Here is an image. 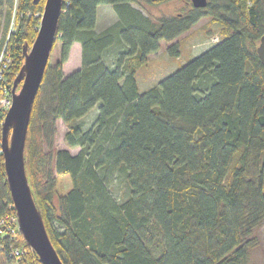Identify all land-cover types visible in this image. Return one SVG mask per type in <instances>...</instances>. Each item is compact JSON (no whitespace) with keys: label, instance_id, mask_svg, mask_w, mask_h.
<instances>
[{"label":"trees","instance_id":"16d2710c","mask_svg":"<svg viewBox=\"0 0 264 264\" xmlns=\"http://www.w3.org/2000/svg\"><path fill=\"white\" fill-rule=\"evenodd\" d=\"M34 1L15 6V0H0L3 38L13 17L17 26L8 42L10 87L24 43L31 45L38 32L40 20L28 12L42 11L45 0ZM168 1L62 4L53 46L60 44V58L53 69L46 66L24 160L63 264H254L253 253L264 246V65L256 52L264 0H207L205 8L157 20L138 8ZM108 4L118 20L97 33L98 5ZM205 16L222 25V40L141 93L136 73L148 56ZM77 41L82 66L64 78L62 67ZM167 50L179 57L177 43ZM47 83L51 102L45 108L40 93ZM97 105L89 128L72 124ZM59 120L69 126L67 146L80 151L58 150L56 176L47 178L43 146L47 140L52 145ZM113 169L124 177L123 200L108 188ZM62 175L72 188L56 205L52 196ZM10 203L1 154L0 215ZM20 239L23 259L4 255L0 264H41Z\"/></svg>","mask_w":264,"mask_h":264},{"label":"water","instance_id":"95a60500","mask_svg":"<svg viewBox=\"0 0 264 264\" xmlns=\"http://www.w3.org/2000/svg\"><path fill=\"white\" fill-rule=\"evenodd\" d=\"M40 0H35L38 3ZM193 7L205 8L207 0H189ZM64 0H45L43 15L33 43H24L23 61L11 84V108L1 123V150L11 202L18 219L19 231L41 264H63L52 245L43 216L35 202L25 171V144L33 104L41 87L51 51L56 40L57 25ZM256 49L264 65V34Z\"/></svg>","mask_w":264,"mask_h":264},{"label":"rangeland","instance_id":"374dc122","mask_svg":"<svg viewBox=\"0 0 264 264\" xmlns=\"http://www.w3.org/2000/svg\"><path fill=\"white\" fill-rule=\"evenodd\" d=\"M15 1H17L18 4L19 0ZM100 6L101 10L97 16L98 22L96 28L109 24L113 21L115 15V11L111 12L109 9L103 10L105 8L102 7H108L110 6L109 4ZM135 6L138 7L137 5ZM191 7L192 3H189L186 0H171L162 3L161 5L143 4L138 8L141 9L145 15L149 16L153 20H157L162 16L184 14L183 12H187ZM16 27L15 23V28ZM3 28L4 25L1 23V34L3 33ZM221 31L222 25L219 22H214L210 16H205V18H202L189 31L184 32V34L176 38L173 42H161L160 49L149 55V62L147 65L139 68L136 73V80L138 81L140 92L144 93L148 89L158 86V84L163 81L165 77L174 73L175 70L185 65L188 61L207 51V49L217 44V42H220L222 40ZM174 42L177 43V46H179L180 49L179 57L175 58L170 57L167 50L170 45L174 44ZM58 48L59 43L53 51H51L52 53L48 61L50 69H53L56 66L57 60L60 58L61 51H58ZM52 72L50 73L52 74ZM40 95L43 105L45 108H48V103L51 102L49 83L42 86ZM98 108L99 105L95 106L86 114V116L79 120L72 121V124L80 123L84 126V128H89L92 121H94L98 115ZM55 127L57 128V131L53 136L54 139L52 145H49L47 140L43 146V170L45 171L47 178L56 176L54 156L58 150L68 149L71 154H76L80 151V148L78 147L69 148L65 142L64 134L68 131L69 126L64 125V123L59 120L56 122ZM108 178V188L112 191L113 197L118 200H123L126 196L127 190L125 188L124 177H122L121 172L117 169H113L108 175ZM57 180L56 192L52 196V201L56 205H59V195L66 194L68 190L72 188V180L68 175L59 176L57 177ZM258 232L261 234V231ZM252 257H254V264H264V246L260 245V247L253 253Z\"/></svg>","mask_w":264,"mask_h":264},{"label":"built area","instance_id":"2783aa9c","mask_svg":"<svg viewBox=\"0 0 264 264\" xmlns=\"http://www.w3.org/2000/svg\"><path fill=\"white\" fill-rule=\"evenodd\" d=\"M68 4V3H67ZM17 1H15V6ZM29 16H34L41 19L43 15L42 11H33L28 12ZM41 21V20H40ZM14 17L12 23H10L8 28V35L6 38H3V35L0 32V125L4 120L5 114L11 108L12 96L11 89L12 87L8 86L6 82V71L9 66L11 59L10 53V35L15 29ZM2 140L0 139V155L3 154L1 150ZM21 234L19 231L18 219L15 213L14 205L10 203L7 208V212L0 215V260L6 255L14 262H18L23 259L24 254L26 253V247L21 244Z\"/></svg>","mask_w":264,"mask_h":264},{"label":"crops","instance_id":"0c3cea01","mask_svg":"<svg viewBox=\"0 0 264 264\" xmlns=\"http://www.w3.org/2000/svg\"><path fill=\"white\" fill-rule=\"evenodd\" d=\"M102 8H105L103 10L109 9L111 12L114 11L113 6H111V5L108 7H102ZM100 10H101V6L98 5L97 16H98ZM117 20H118V17L115 14L113 21H111L109 24H107L105 26L102 25L100 28H96L97 22H98V17H97V22L95 25L96 32L98 33L100 31L108 28L109 25L113 24ZM58 51H60V44H59ZM81 66H82V46H81V43L77 41L71 46L69 57H68L66 63H64V65L62 67V73L64 75V78L68 77V75H70L74 71L79 70V68H81Z\"/></svg>","mask_w":264,"mask_h":264},{"label":"flooded vegetation","instance_id":"af4514ba","mask_svg":"<svg viewBox=\"0 0 264 264\" xmlns=\"http://www.w3.org/2000/svg\"><path fill=\"white\" fill-rule=\"evenodd\" d=\"M187 2L191 3L189 0H186ZM193 6V5H192ZM194 8V7H193Z\"/></svg>","mask_w":264,"mask_h":264}]
</instances>
